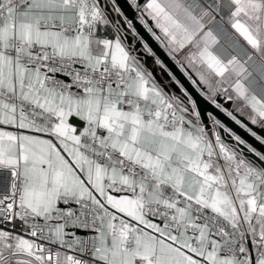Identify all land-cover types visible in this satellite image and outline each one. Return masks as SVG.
<instances>
[{"label":"crops","instance_id":"obj_1","mask_svg":"<svg viewBox=\"0 0 264 264\" xmlns=\"http://www.w3.org/2000/svg\"><path fill=\"white\" fill-rule=\"evenodd\" d=\"M102 10L120 14L106 0H27L0 22V170L26 178L24 220L56 219L64 196L83 198L105 211L94 253L99 264H240L220 251L180 197L173 199L176 226L148 216L145 206L169 202L172 189L242 226L205 127L182 114L188 108L197 113L194 104L157 81L123 37L106 38L98 23ZM142 11L146 27L195 85L197 78L223 110L264 127V0H146ZM16 40L17 51L25 54L36 44L88 66L108 61L110 88L106 94L96 87L75 94L47 86L43 70L7 53ZM24 101L38 109L33 114L39 118L52 115L51 126L31 117ZM88 125L105 128L103 143L145 176L133 178L89 158L80 149ZM220 142L249 232L264 237V172ZM140 224L144 230L137 233ZM70 231L58 221L49 229L55 239ZM250 261L264 264V258L253 261L252 253ZM0 264L44 260L32 251L28 235L0 226Z\"/></svg>","mask_w":264,"mask_h":264},{"label":"built area","instance_id":"obj_2","mask_svg":"<svg viewBox=\"0 0 264 264\" xmlns=\"http://www.w3.org/2000/svg\"><path fill=\"white\" fill-rule=\"evenodd\" d=\"M27 0H0V22L8 14L9 9L16 10ZM105 1V0H104ZM137 14V19H142V6L137 0H130ZM111 0H106L109 4ZM98 23L106 33V38L114 39L124 36L122 20L117 13L102 10L98 17ZM50 27L70 29L67 24L46 23ZM20 46L18 40L13 41L7 53L19 58L26 64L40 68L45 72L47 86L57 90L75 94H83L96 87L106 94L111 85V66L108 61L101 62L98 66H88L81 58L70 55H60L48 47L32 44L31 53L25 54L17 51ZM127 47L132 56L137 54L135 43H128ZM178 62V58H175ZM23 108L31 117L39 119L43 127H50L53 116L43 112V118L33 114L37 108L27 102H21ZM182 114L189 120L204 126L198 113L188 108ZM45 132V131H43ZM107 135V130L101 126L88 125L83 135V145L80 149L93 161L116 166L123 174L133 178L144 177L145 173L133 161L113 150L102 139ZM88 145V147L85 146ZM26 178L22 175H13L11 171L0 170V226L10 229L17 234L28 235L31 249L40 254L44 264H62L66 260L68 264H99L94 253L97 249V238L104 226V209L95 202L83 198L64 196L62 209L56 215V219L40 218L28 224L24 218V196L26 190ZM182 199L189 205L195 220L209 228L210 236L220 244L223 254L240 259V264H250L251 250L248 246L243 227L237 222L224 218L214 213L200 203L178 195L172 189L167 190L166 199L169 202H150L145 206L148 216L155 218L167 225L176 226L178 219L173 208V199ZM58 222H62L70 228V233L62 239H55L49 233ZM142 224L136 227V232L144 230ZM191 228V227H190ZM252 244L253 261L256 258H264V237L250 234ZM125 246L129 249L134 246L133 236H128Z\"/></svg>","mask_w":264,"mask_h":264},{"label":"water","instance_id":"obj_3","mask_svg":"<svg viewBox=\"0 0 264 264\" xmlns=\"http://www.w3.org/2000/svg\"><path fill=\"white\" fill-rule=\"evenodd\" d=\"M111 2L120 12L119 17L122 20V28L127 42L133 43L134 41L138 57L146 60L155 79L182 102L189 105L191 102L194 104L222 166L253 257L250 232L224 166L219 145L220 141L226 143L253 166L264 172V127L253 124L234 110H230L229 113L223 110L218 97L209 93L206 95L202 91L205 88L201 86L197 78H194L195 85L185 74L180 63L175 61L155 39L142 19L136 18L137 12L130 0H111ZM145 2L146 0H137L138 5L141 6ZM141 15L145 18L142 10ZM148 23L152 27L150 20Z\"/></svg>","mask_w":264,"mask_h":264},{"label":"rangeland","instance_id":"obj_4","mask_svg":"<svg viewBox=\"0 0 264 264\" xmlns=\"http://www.w3.org/2000/svg\"><path fill=\"white\" fill-rule=\"evenodd\" d=\"M191 107H193L192 103L190 104ZM192 109V108H191Z\"/></svg>","mask_w":264,"mask_h":264}]
</instances>
